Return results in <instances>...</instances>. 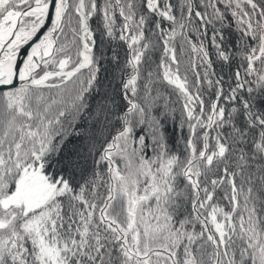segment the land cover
<instances>
[{
	"label": "snow or ice",
	"instance_id": "obj_1",
	"mask_svg": "<svg viewBox=\"0 0 264 264\" xmlns=\"http://www.w3.org/2000/svg\"><path fill=\"white\" fill-rule=\"evenodd\" d=\"M0 264H264V0H0Z\"/></svg>",
	"mask_w": 264,
	"mask_h": 264
}]
</instances>
